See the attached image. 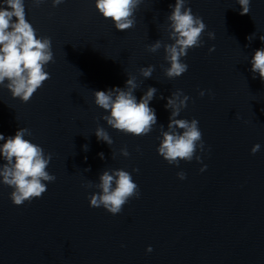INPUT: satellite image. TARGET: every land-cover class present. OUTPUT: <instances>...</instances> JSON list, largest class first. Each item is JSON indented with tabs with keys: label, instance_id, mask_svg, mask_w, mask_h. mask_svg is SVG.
<instances>
[{
	"label": "water",
	"instance_id": "obj_1",
	"mask_svg": "<svg viewBox=\"0 0 264 264\" xmlns=\"http://www.w3.org/2000/svg\"><path fill=\"white\" fill-rule=\"evenodd\" d=\"M174 2L142 0L135 25L118 31L94 0L57 7L26 0V18L52 39L54 62L47 65L50 78L26 103L0 87V132L29 128L30 139L52 153L47 170L56 180L22 205L0 183V264H264V82L253 79L249 63L264 47V0H251L245 15L237 0H189L207 26L204 43L188 51V70L169 79L163 47L153 53L147 46L171 42L166 16ZM149 64L155 67L146 79L139 69ZM129 73L137 78L138 99L148 86L158 89L150 106L165 127L170 110L160 94L181 89L190 97L178 118L199 121L204 172L195 158L177 167L157 153L159 125L135 136L101 119L105 110L94 103L93 90L123 87ZM97 126L109 132L111 147L97 141ZM256 143L261 148L252 154ZM124 147L128 157L120 153ZM105 168L131 172L141 193L116 215L89 205ZM180 170L186 179L177 177Z\"/></svg>",
	"mask_w": 264,
	"mask_h": 264
},
{
	"label": "clouds",
	"instance_id": "obj_2",
	"mask_svg": "<svg viewBox=\"0 0 264 264\" xmlns=\"http://www.w3.org/2000/svg\"><path fill=\"white\" fill-rule=\"evenodd\" d=\"M46 0H32L33 6L39 7ZM65 3V0H51L53 7ZM142 0H94L95 8L105 18L110 19L118 31L132 28L135 23V11ZM240 5V14L250 12L251 0H237ZM168 39L171 42H162L157 39L149 44L150 52H157L163 47L164 60L167 66L162 65L164 75L174 79L184 74L189 65L184 58L188 51L203 45L201 35L206 24L201 16L195 14L189 5V0H175L169 4ZM209 39H215V33L207 32ZM255 33L247 39L251 41ZM264 42V35L260 36ZM209 52L215 46L209 47ZM49 62H54L52 39L41 35L26 18V0H0V87L10 91L13 98L28 102L33 94L50 78L46 70ZM253 79L259 77L264 82V47L253 51L249 60ZM154 65L142 66L139 71L144 78H151ZM138 89L135 75L127 74L123 87L114 85L105 89L93 90L94 103L105 110L101 119L113 129L135 136L147 135L153 127L159 125L157 139V153L170 165L179 167L181 161L191 162L193 158L202 164L200 171L204 172L207 165L202 163L198 154L205 151V142L199 121L178 118L181 111L187 107L190 97L181 89L171 92L159 99H166L165 109L170 110L168 124H158L156 109L150 102L156 98L158 89L148 86L143 94L136 96ZM211 94V90H207ZM206 90L200 89L199 95L204 96ZM97 141L106 142L111 147L113 138L103 126H97L94 132ZM32 133L27 127H18L13 135L5 136L0 132V183L12 188L10 199L15 205H22L25 201L31 202L33 198H40L46 192L48 184L54 182L56 176L47 168L52 159V153L45 152L44 148L33 142ZM88 145H83L88 151ZM261 145L256 143L251 153L259 151ZM139 151V146H137ZM120 153L128 157L127 147L121 148ZM100 159H105L104 153L99 152ZM85 159H87L85 157ZM90 171V168L86 169ZM133 172H138L134 168ZM180 180L186 179L187 174L180 170L176 173ZM88 186H93L91 183ZM98 191L89 194L91 207H103L112 215L119 214L123 206L131 197L139 198L141 193L138 184L134 181L132 173L124 168H105L98 175V183L94 184ZM147 252L153 251L149 245Z\"/></svg>",
	"mask_w": 264,
	"mask_h": 264
}]
</instances>
